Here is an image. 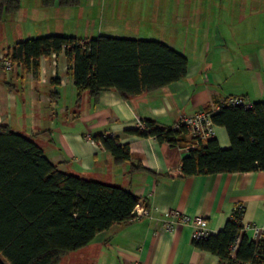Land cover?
Listing matches in <instances>:
<instances>
[{"label": "crops", "instance_id": "crops-1", "mask_svg": "<svg viewBox=\"0 0 264 264\" xmlns=\"http://www.w3.org/2000/svg\"><path fill=\"white\" fill-rule=\"evenodd\" d=\"M52 34L159 40L189 61L184 79L136 98L111 89L97 99L85 91L79 100L64 53L42 57L38 74L0 60L1 124L31 138L61 170L123 186L153 208V219L101 232L77 255L99 245L107 254L95 264H221L196 247L191 226L163 228L172 210L205 217L217 234L243 205L244 221L264 229V171L181 177L189 151L128 132L145 119L169 127L184 115L216 112L231 97L264 101V0H80L71 7L20 0L0 20V57L18 41ZM88 134L118 137L131 159L117 163ZM216 138L230 147L225 127L216 125ZM246 233L254 239L253 230Z\"/></svg>", "mask_w": 264, "mask_h": 264}, {"label": "trees", "instance_id": "trees-1", "mask_svg": "<svg viewBox=\"0 0 264 264\" xmlns=\"http://www.w3.org/2000/svg\"><path fill=\"white\" fill-rule=\"evenodd\" d=\"M42 2L71 7L80 0ZM19 9L20 0H0V20ZM61 53L79 100L85 91L97 99L111 89L133 99L184 79L189 67L187 56L163 41L106 35L87 40L46 35L18 41L9 52L13 65L35 74L42 57ZM212 120L226 128L230 147L222 148L216 137L196 140L185 127H162L153 119L128 132L180 148L193 145L183 158L181 177L264 171V101L248 108L221 104ZM93 138L117 163L131 159L129 144H121L118 137ZM141 202L148 205L123 186L61 170L31 138L0 123V264H60L99 233L134 219ZM243 215L233 211L222 230L194 244L217 255L221 264H264V236L250 239L242 231Z\"/></svg>", "mask_w": 264, "mask_h": 264}, {"label": "built area", "instance_id": "built-area-1", "mask_svg": "<svg viewBox=\"0 0 264 264\" xmlns=\"http://www.w3.org/2000/svg\"><path fill=\"white\" fill-rule=\"evenodd\" d=\"M56 55V54H54ZM0 60H3L4 63L8 66H11L12 61L10 59V54L7 52L6 54L0 57ZM231 104V105H242L245 108L250 107L252 104L246 102L242 97H231L223 100L219 105V110L221 109V104ZM213 111H200L193 115H184L181 119L173 125L175 130L180 129L181 127H185L189 136L194 137L199 141H207L208 139L216 137V125L212 120ZM140 127H144V123H140ZM86 139L91 143H95L93 136L88 134L86 135ZM193 145H189L184 150H191ZM238 211L241 213L245 212V208L243 205H238L234 208V211ZM166 218L163 220V228L168 232H174L181 225L191 226L193 228L192 238L193 240H201L210 235V230L207 227L208 221L203 216H188L182 214L178 211H169L166 213ZM149 218L153 219V208L150 205H146L145 203H139L135 208V217L137 219L140 218ZM242 223V231L247 232L248 230L254 231V239L259 240L264 236V229L262 227L247 223L244 219L241 220ZM236 247H234L235 249ZM138 264V263H136Z\"/></svg>", "mask_w": 264, "mask_h": 264}, {"label": "rangeland", "instance_id": "rangeland-1", "mask_svg": "<svg viewBox=\"0 0 264 264\" xmlns=\"http://www.w3.org/2000/svg\"><path fill=\"white\" fill-rule=\"evenodd\" d=\"M95 246L97 249H92L90 253H83V254L77 255L78 252H81V251L70 252L65 257H63L60 264H95L97 261L101 262L102 261L101 256H104L105 254H107L106 248L101 247L99 245H95Z\"/></svg>", "mask_w": 264, "mask_h": 264}]
</instances>
